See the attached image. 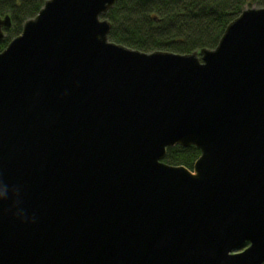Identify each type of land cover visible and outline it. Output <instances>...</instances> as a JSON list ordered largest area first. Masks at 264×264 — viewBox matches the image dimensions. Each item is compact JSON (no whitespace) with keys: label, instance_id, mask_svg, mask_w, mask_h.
Listing matches in <instances>:
<instances>
[{"label":"water","instance_id":"obj_1","mask_svg":"<svg viewBox=\"0 0 264 264\" xmlns=\"http://www.w3.org/2000/svg\"><path fill=\"white\" fill-rule=\"evenodd\" d=\"M115 3L47 0L0 52V264L264 263V8L182 55L110 42Z\"/></svg>","mask_w":264,"mask_h":264},{"label":"trees","instance_id":"obj_2","mask_svg":"<svg viewBox=\"0 0 264 264\" xmlns=\"http://www.w3.org/2000/svg\"><path fill=\"white\" fill-rule=\"evenodd\" d=\"M46 1L0 0V17L11 19V28L0 41V52ZM250 8H264V0H116L103 18L111 24L110 42L144 53L183 55L214 49L226 27ZM199 156L195 147L176 146L167 149L163 162L192 170Z\"/></svg>","mask_w":264,"mask_h":264},{"label":"flooded vegetation","instance_id":"obj_3","mask_svg":"<svg viewBox=\"0 0 264 264\" xmlns=\"http://www.w3.org/2000/svg\"><path fill=\"white\" fill-rule=\"evenodd\" d=\"M248 247V244H243L239 247V249L236 252H243ZM264 264V263H262Z\"/></svg>","mask_w":264,"mask_h":264}]
</instances>
